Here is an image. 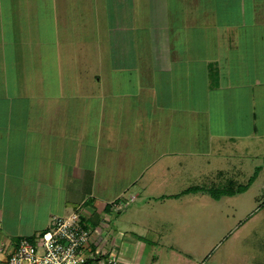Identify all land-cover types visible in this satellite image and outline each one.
I'll return each mask as SVG.
<instances>
[{
	"label": "rangeland",
	"instance_id": "obj_1",
	"mask_svg": "<svg viewBox=\"0 0 264 264\" xmlns=\"http://www.w3.org/2000/svg\"><path fill=\"white\" fill-rule=\"evenodd\" d=\"M181 1L122 0L123 12L117 5L111 16L109 12V19L114 17L112 41L120 45L111 61L116 69L133 67L128 69L130 75L112 70L113 92L102 119L99 106L89 98H61L57 105L47 101L40 105V82L31 80L36 75L25 67L16 65L6 77L0 73V93L6 90L13 95L15 111L10 115L14 113L15 119L30 101L36 106L31 108L36 117L32 125L61 131L57 120L45 123L37 118L43 113L47 118L63 115L70 123L67 128L76 125L84 139L99 128L103 147L94 155L95 165L89 162L98 184L106 178L114 187L133 182L137 167L151 159L148 150L155 148L162 134L171 132L166 140L174 141L181 153L161 156L133 186H145L151 195L156 190L164 193L134 200L128 189L120 195L125 205L114 204L120 210L122 232L139 242L133 252L114 248L123 264H264V128L260 127L264 126V0L240 4V19H254L255 25L243 26L239 19L235 30L223 27L209 33L206 30L216 18L197 16L196 0ZM244 10H250L247 19ZM21 13L29 15L20 30L33 37L28 53L36 63L40 31L34 29L41 27L33 20L34 9ZM24 43L5 44V70L14 65L11 58L18 63ZM169 60L176 64L169 67ZM217 98L223 101L226 122L216 112ZM124 99L131 106L121 102ZM254 111L256 122L247 119V115L254 118ZM234 120L239 124L238 136L241 127L251 124H257L262 134L234 137L231 131L236 128L230 126ZM19 125L15 123L16 133L23 130ZM201 125L206 126L204 134ZM64 156L74 158L71 144ZM114 173L118 180L113 181ZM26 186L18 188L24 195L33 188ZM36 234L18 236L14 243L24 237L35 242ZM103 243L96 246L104 249Z\"/></svg>",
	"mask_w": 264,
	"mask_h": 264
},
{
	"label": "crops",
	"instance_id": "obj_2",
	"mask_svg": "<svg viewBox=\"0 0 264 264\" xmlns=\"http://www.w3.org/2000/svg\"><path fill=\"white\" fill-rule=\"evenodd\" d=\"M255 1L261 0H196L198 5L194 10L197 9V16L202 14L216 18L208 26L206 30L208 33L212 30L218 32L223 27L226 31H231L239 25L240 4H253ZM138 2L139 0H133L131 4ZM181 2L183 3L184 0ZM116 5L120 6L118 8L122 12L124 11L125 5L122 0H33L31 3L28 0H0V73L6 77L8 73L15 71L16 65L19 68L31 69L29 70L31 74L36 75L31 80L40 82L39 102H42L40 105L45 101L48 104L54 102L57 105L62 102L61 98L72 100L71 98L81 97L85 101L91 99L96 102V106H99L102 119L106 99H109L114 87L112 70L116 69V64L111 61L112 54L120 50H118L120 45L112 41L114 17L109 19L111 10ZM29 9L35 10L33 20L36 22L35 25L41 27L34 29L40 31L37 39L38 61L36 63L32 61L28 53V50H31L29 45H32L30 39L33 37L25 35L26 30H20L22 23L29 18V15L21 12ZM246 12L247 10L243 11V13ZM249 12L250 10L244 15V19L249 18ZM240 21L243 26L255 25L254 19H251V22L241 19ZM201 23L206 24L203 20ZM8 41L14 44L25 41L26 47L19 53L20 59L17 64L11 58L14 63L13 67L10 64L11 71L5 70L4 52ZM235 47L237 48V44ZM213 50L212 47V52ZM174 62L169 60V67L173 66ZM184 63L185 61H183V67ZM130 68L121 67L116 70L123 72V75H130L132 74L128 72ZM127 84H130L129 81ZM128 91L121 92L124 94ZM142 91L143 89H139V97L137 95L141 100ZM5 92L7 91L3 90L0 93V243L4 240L14 243L16 241L14 239L18 236L36 234L50 225L54 215L67 214L73 209H78L84 226L94 231L95 246L104 242L106 249L120 246L126 251L136 250L139 242L136 237L122 232L121 221L117 218L120 210H117L114 204L119 201L122 203L121 207L125 205V201L122 200L125 197L120 195L128 189H132L133 194L130 199L134 200L143 195L150 196L149 199L155 194L164 193L156 190L151 195L149 192L152 191L144 186L137 188L139 192L135 194L134 191L137 189L133 186L152 169L153 164L161 156L181 153L179 148L172 145L174 141L166 140L171 136V132L168 130L169 132L162 134L161 138L157 139L155 148L148 150L146 155L151 159L137 167L136 176L130 177L132 179L134 176L133 182L123 186L122 183H117L114 187V184L112 186V182L106 178L98 184L96 180L98 176L96 177L93 171L90 172L89 164L92 162V165H95V156L103 147V136L99 128L92 132V137L88 134L89 137L84 139L85 134L81 135L76 125L67 128L69 121L63 115H60L62 119L54 117L57 114L47 118L43 116V113H38L37 118L45 123L57 120V126L61 131L56 130L57 128L50 130L32 125L36 117L31 114L34 111L31 108L36 106L30 101L25 106L22 116L15 119L14 113L10 115L15 109L13 95L10 96ZM148 95L150 99H153L152 92ZM215 101H217L216 106L219 107L216 112L226 122V115L221 114L223 101L218 98ZM121 102L131 106L127 99ZM139 103L141 104L140 100ZM45 109L46 107L43 110ZM39 111L41 112V109ZM253 114L254 118L247 115V119L251 118L256 122L257 114L255 111ZM16 122L20 124L19 129L23 128L20 133L15 131ZM230 126L232 129L236 128L231 132L235 135L234 137H237L239 135L238 121L234 120ZM249 127L250 131H248ZM249 127H241L242 132L238 137L257 135L262 132L259 128H264L263 125L259 127L257 124H251ZM201 128L203 134L206 133V126L201 125ZM217 134L219 132L210 133V137ZM33 138L37 140L32 141ZM70 144L75 155L73 159L64 156ZM108 168L110 170V165ZM115 178L116 176L113 177V181L118 180L119 176ZM23 185L33 187L27 195L22 194V190H18ZM96 187H99V192ZM0 257L3 256L0 255Z\"/></svg>",
	"mask_w": 264,
	"mask_h": 264
},
{
	"label": "built area",
	"instance_id": "obj_3",
	"mask_svg": "<svg viewBox=\"0 0 264 264\" xmlns=\"http://www.w3.org/2000/svg\"><path fill=\"white\" fill-rule=\"evenodd\" d=\"M94 231L85 227L78 209L52 217L36 234V241L21 238L0 245V264H123L114 248L94 246ZM96 247V248H94Z\"/></svg>",
	"mask_w": 264,
	"mask_h": 264
},
{
	"label": "trees",
	"instance_id": "obj_4",
	"mask_svg": "<svg viewBox=\"0 0 264 264\" xmlns=\"http://www.w3.org/2000/svg\"><path fill=\"white\" fill-rule=\"evenodd\" d=\"M113 204V203H112Z\"/></svg>",
	"mask_w": 264,
	"mask_h": 264
}]
</instances>
